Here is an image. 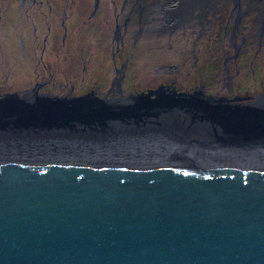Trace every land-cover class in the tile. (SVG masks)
<instances>
[{
    "label": "water",
    "instance_id": "1",
    "mask_svg": "<svg viewBox=\"0 0 264 264\" xmlns=\"http://www.w3.org/2000/svg\"><path fill=\"white\" fill-rule=\"evenodd\" d=\"M0 264H264V92L1 96Z\"/></svg>",
    "mask_w": 264,
    "mask_h": 264
},
{
    "label": "flooded vegetation",
    "instance_id": "2",
    "mask_svg": "<svg viewBox=\"0 0 264 264\" xmlns=\"http://www.w3.org/2000/svg\"><path fill=\"white\" fill-rule=\"evenodd\" d=\"M141 60L158 82L134 84L149 77ZM161 85L229 102L263 93L264 0H0V97Z\"/></svg>",
    "mask_w": 264,
    "mask_h": 264
},
{
    "label": "rangeland",
    "instance_id": "3",
    "mask_svg": "<svg viewBox=\"0 0 264 264\" xmlns=\"http://www.w3.org/2000/svg\"><path fill=\"white\" fill-rule=\"evenodd\" d=\"M89 49H90V50H87V53L90 52V51H92V50L94 49V46H91ZM104 52H105V51H104ZM106 52H107V51H106ZM97 56H98V57H101L100 53L97 52ZM167 59H169V57H168ZM149 70H151V66H150V64L147 63V62H145V61H142V60H141V61L139 62L138 72H137L136 75L143 76L144 74H148L149 77H147V75L144 76V77H142L141 79H137V78H138V77H137V78H136V81L134 80V84H135L136 86H144V84L156 83V82L159 81V77H156V76L154 75V73L152 74L151 71H149ZM148 71H149V72H148ZM177 81H178V83H179V81H181L182 83H185V81L180 80L178 77H177Z\"/></svg>",
    "mask_w": 264,
    "mask_h": 264
}]
</instances>
